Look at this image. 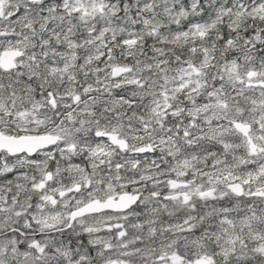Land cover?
Here are the masks:
<instances>
[{
	"label": "snow or ice",
	"instance_id": "snow-or-ice-1",
	"mask_svg": "<svg viewBox=\"0 0 264 264\" xmlns=\"http://www.w3.org/2000/svg\"><path fill=\"white\" fill-rule=\"evenodd\" d=\"M0 264H264V0H0Z\"/></svg>",
	"mask_w": 264,
	"mask_h": 264
}]
</instances>
